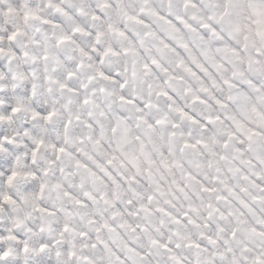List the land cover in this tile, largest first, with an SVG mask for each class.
Listing matches in <instances>:
<instances>
[{"label": "snow or ice", "instance_id": "snow-or-ice-1", "mask_svg": "<svg viewBox=\"0 0 264 264\" xmlns=\"http://www.w3.org/2000/svg\"><path fill=\"white\" fill-rule=\"evenodd\" d=\"M0 264H264V0H0Z\"/></svg>", "mask_w": 264, "mask_h": 264}]
</instances>
